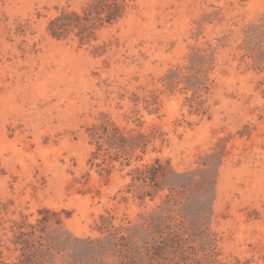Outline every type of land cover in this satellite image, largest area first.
Segmentation results:
<instances>
[{
    "label": "rangeland",
    "instance_id": "obj_1",
    "mask_svg": "<svg viewBox=\"0 0 264 264\" xmlns=\"http://www.w3.org/2000/svg\"><path fill=\"white\" fill-rule=\"evenodd\" d=\"M0 264H264V0H0Z\"/></svg>",
    "mask_w": 264,
    "mask_h": 264
},
{
    "label": "trees",
    "instance_id": "obj_2",
    "mask_svg": "<svg viewBox=\"0 0 264 264\" xmlns=\"http://www.w3.org/2000/svg\"><path fill=\"white\" fill-rule=\"evenodd\" d=\"M112 8H114L115 10H118V6L114 3V5L112 6ZM117 17V16H115Z\"/></svg>",
    "mask_w": 264,
    "mask_h": 264
}]
</instances>
